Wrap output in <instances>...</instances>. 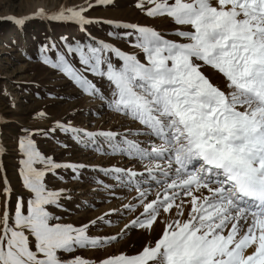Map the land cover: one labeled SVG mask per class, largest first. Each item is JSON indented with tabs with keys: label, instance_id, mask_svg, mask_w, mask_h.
Returning <instances> with one entry per match:
<instances>
[{
	"label": "snow or ice",
	"instance_id": "6c2138e0",
	"mask_svg": "<svg viewBox=\"0 0 264 264\" xmlns=\"http://www.w3.org/2000/svg\"><path fill=\"white\" fill-rule=\"evenodd\" d=\"M112 4L96 0L87 8L64 6L30 18L83 27L93 22L85 11ZM136 7L148 18L170 20L172 36L152 26L115 23L132 30L124 37L134 38L135 51L77 42L66 44V54L57 52L55 60L43 55L41 60L85 94L107 99L114 113L159 143L150 140L142 147L127 136L118 141L119 133H90L60 121L49 131L102 136L114 153L148 161V176L162 191L149 199L137 188L142 211L125 229L149 234L154 226L162 229L134 255L121 252L99 261L75 255L78 249L118 243L127 233L97 237L89 234L95 220L61 223L49 209L61 208L65 193L50 190L45 177L56 169L78 173L87 166L55 162L38 149L37 132L22 129L18 174L27 196L14 197L6 175L0 178V264H264V0H138ZM10 19L18 26L26 22ZM68 57L77 58L83 72ZM84 72L106 79L110 99ZM103 171L124 174L130 182L138 175L129 169Z\"/></svg>",
	"mask_w": 264,
	"mask_h": 264
},
{
	"label": "rangeland",
	"instance_id": "374dc122",
	"mask_svg": "<svg viewBox=\"0 0 264 264\" xmlns=\"http://www.w3.org/2000/svg\"><path fill=\"white\" fill-rule=\"evenodd\" d=\"M137 2L113 0L112 5L92 7L83 14L93 22L81 27L74 22L30 17L40 11L55 13L64 6L87 8L96 0H0V178L6 175L14 197L27 196L18 174L22 157L17 140L25 135L22 129L37 132L34 139L38 149L55 162L86 165L78 173L66 168L56 169L55 175L49 173L45 177V183L50 190L65 193L60 201L62 207L51 206L49 209L62 218L61 223L82 226L95 220L96 224L89 227V234L97 237L117 236L122 231L127 233L118 243L99 250L78 249L74 253L90 261H99L121 252L134 255L154 240L162 224L154 226L151 234L140 229H125V225L142 211L137 188L146 190L149 199H155L156 193L162 189L149 178L146 167L152 165L148 161L133 159L119 151L114 153L111 142L105 137L89 139L49 129L60 121L90 133H119L118 141L127 136L142 147H148L150 140L159 141L142 134L141 126L130 119L114 113L107 99L85 94L58 70L44 65L41 56L55 60L57 52L66 54V44L75 45L77 42L95 44L102 41L125 52L135 51L132 46L134 38L124 37L125 32L132 30L115 28V23L152 26L171 37V21L148 18L136 7ZM10 18L25 19L26 22L18 26ZM42 48L49 50L42 53ZM68 59L83 72L77 58ZM113 62L116 63L115 57ZM84 75L110 99L106 79L87 72ZM40 112L45 113L44 118L38 116ZM160 163L166 167L163 161ZM114 168L129 169L138 175L130 182L124 174L112 171L105 174L103 171ZM155 175L160 176L159 172ZM125 205L137 206L136 211H129ZM101 217L102 220L98 219ZM65 256L69 257V254Z\"/></svg>",
	"mask_w": 264,
	"mask_h": 264
}]
</instances>
